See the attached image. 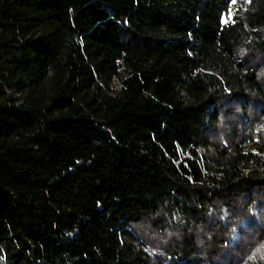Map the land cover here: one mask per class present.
<instances>
[{
    "label": "trees",
    "instance_id": "obj_1",
    "mask_svg": "<svg viewBox=\"0 0 264 264\" xmlns=\"http://www.w3.org/2000/svg\"><path fill=\"white\" fill-rule=\"evenodd\" d=\"M232 8L0 0V264H264V0Z\"/></svg>",
    "mask_w": 264,
    "mask_h": 264
},
{
    "label": "rangeland",
    "instance_id": "obj_2",
    "mask_svg": "<svg viewBox=\"0 0 264 264\" xmlns=\"http://www.w3.org/2000/svg\"><path fill=\"white\" fill-rule=\"evenodd\" d=\"M241 3V0H236V3L235 4H233V8H232V15H233V13H234V11L236 10V8H237V6L239 5Z\"/></svg>",
    "mask_w": 264,
    "mask_h": 264
},
{
    "label": "snow or ice",
    "instance_id": "obj_3",
    "mask_svg": "<svg viewBox=\"0 0 264 264\" xmlns=\"http://www.w3.org/2000/svg\"><path fill=\"white\" fill-rule=\"evenodd\" d=\"M231 2L233 3V4H235L236 3V0H231ZM249 2H250V0H249ZM227 22V21H226Z\"/></svg>",
    "mask_w": 264,
    "mask_h": 264
}]
</instances>
